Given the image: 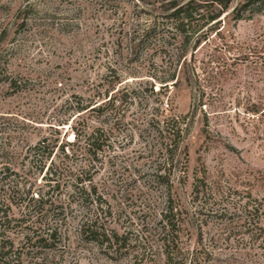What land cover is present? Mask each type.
Returning a JSON list of instances; mask_svg holds the SVG:
<instances>
[{
    "label": "rangeland",
    "instance_id": "obj_1",
    "mask_svg": "<svg viewBox=\"0 0 264 264\" xmlns=\"http://www.w3.org/2000/svg\"><path fill=\"white\" fill-rule=\"evenodd\" d=\"M159 1L0 0V219L26 214L60 235L39 258L10 264H163L157 232L166 191L153 180L157 169L182 211L184 249L200 251L201 264H264V233L253 240L243 223L245 203L264 212V110L254 115L264 103V4L250 13L232 0L212 31L199 30L195 51L186 46L177 83L160 88L129 55L132 30L160 20ZM110 98L114 114L76 111ZM153 109L182 123L165 171L167 153L150 151ZM97 128L103 146L92 161L84 140ZM44 141L52 154L34 156L29 149ZM89 163L82 202L75 174ZM50 171L57 174L48 181ZM96 218L126 238L125 250L112 257L80 238L79 221ZM1 231L0 242L21 247V228Z\"/></svg>",
    "mask_w": 264,
    "mask_h": 264
},
{
    "label": "trees",
    "instance_id": "obj_2",
    "mask_svg": "<svg viewBox=\"0 0 264 264\" xmlns=\"http://www.w3.org/2000/svg\"><path fill=\"white\" fill-rule=\"evenodd\" d=\"M231 3L232 0L159 1L158 9L160 10V20L154 19L147 22L142 28L136 27L132 30L130 36L131 47L129 52L131 61H141L144 65L148 66V70H152L148 71V74H151L148 77H150L153 82L156 81L161 84L160 88L174 86L178 80L176 75V65L180 62H185L187 58L188 50L186 49V46L191 44V51H195L202 39L200 34L197 35L199 30L208 26L206 30L208 32L212 31L215 28L213 25L219 22L218 19L228 9ZM262 4H264V0H244L240 8L244 12L248 11L252 13L255 10H258ZM173 50L177 53L174 54ZM261 57V62L264 68V51L262 52ZM154 58L159 60L167 59L169 65L164 68L157 67L155 66V61H153L155 60ZM155 67L160 69V71H158ZM15 86V81H9L10 88H16ZM110 101L111 98L106 101L107 103L104 102L98 105H96L97 103H93L94 101H91L84 106L77 105L76 111L78 113H86L89 111L97 112L102 115L103 112L110 110L113 113L115 109L114 102ZM262 110H264V103L259 104L258 108L256 107L254 115L259 114ZM153 111L154 115L149 119V121H147V125L154 133L157 146L153 145V147L150 148V151L159 154L167 153V157L162 161V165L165 168L163 170L165 171L167 167H171L173 158L179 147L182 135V123L178 117L170 115L166 116L163 115L164 113L160 114L158 109H153ZM159 117L161 119H157ZM102 133V129L97 128L85 137V152L89 155L91 154L92 161L96 158L97 152L101 151L103 146ZM76 139L78 140V135L77 133H74V141ZM48 146L49 145H46L44 141V143L36 144L30 148L29 151H31L34 156H37L42 151L47 152V156H50L53 151V146H51V148ZM60 150L64 153V148H61ZM90 167L94 168L91 163H89L86 168L79 167V172L75 174V180L78 181L76 182V195H79L82 202L89 200L90 198L84 187L85 184L82 185L83 177L86 176V172H88ZM3 170L8 169L3 168ZM48 170L49 168H47L46 172ZM161 170L162 169L155 170L156 174L153 175V180L164 185L166 191L165 207L164 210L161 211V215H159V229L157 232L160 241L159 248L163 264H201L204 261V258L201 256L200 251H190L183 248L181 231L185 223L183 222V219H181L183 216L182 211H180V209L173 204V201L170 198L171 187L169 185V180L166 178V175L160 174ZM56 174V171H50L49 175L51 176L48 178V181H51V178L56 177ZM89 178L91 179V177ZM90 179L84 181H89V183H91ZM55 185V187H58V183ZM196 194L198 197L201 194V191H196ZM82 195L85 197L82 198ZM41 202V199L37 200V203ZM244 206L247 209V216H245L243 220L244 224L248 223L246 231L250 234L251 239L257 240L255 237L259 236L257 234L258 231L264 233V229L256 224L257 221H259V215L263 214L264 216V212L261 211L260 213V209H258L255 205H248L245 203ZM64 215L65 212L61 209V211L56 213L55 216L63 217ZM27 216L28 215L25 214L19 220H15L9 218L5 214L3 218L0 219V228L2 230L1 234H4V230L6 228L9 229L12 225L21 228L25 232L21 247L14 250L11 244L7 245L6 241L0 242V264H10L8 257H13L16 262L23 261L22 258H25L28 255H32L33 259H37L39 258L38 256L44 254L42 252L52 250L56 247V242L60 238L58 229L56 227H51L44 231V228L36 226L39 224L38 221L31 222L29 224L30 221ZM79 223L78 235L80 238L85 239L90 243H96L99 249H102L105 254L113 257L125 250L127 241L126 238L115 232L108 231L101 224L97 225V218L95 221L82 219ZM260 242L264 243V237ZM206 256H208V254ZM40 258L41 261H48L47 258L45 260L42 257Z\"/></svg>",
    "mask_w": 264,
    "mask_h": 264
}]
</instances>
